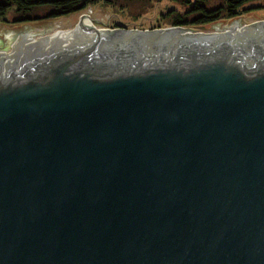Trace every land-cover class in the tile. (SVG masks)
I'll use <instances>...</instances> for the list:
<instances>
[{
  "label": "water",
  "instance_id": "obj_1",
  "mask_svg": "<svg viewBox=\"0 0 264 264\" xmlns=\"http://www.w3.org/2000/svg\"><path fill=\"white\" fill-rule=\"evenodd\" d=\"M0 264H264V19L1 31Z\"/></svg>",
  "mask_w": 264,
  "mask_h": 264
},
{
  "label": "rangeland",
  "instance_id": "obj_2",
  "mask_svg": "<svg viewBox=\"0 0 264 264\" xmlns=\"http://www.w3.org/2000/svg\"><path fill=\"white\" fill-rule=\"evenodd\" d=\"M192 1L193 0H191V2ZM209 1L216 2L217 0ZM211 4L212 3H209V5ZM188 5H190V3H184L183 0H117L111 4L98 1L83 10L55 19H41L25 22H17V19L9 12L0 18V32L18 27L79 22L82 15H87L93 23L112 28H131L132 26H139L137 29L164 28L173 26L168 25L173 16L170 15L171 12L183 13L186 10L185 6ZM257 5H261V7L264 6V1H261ZM240 15L245 20H262L264 19V8L243 12L237 16ZM222 20L226 19H220L218 21Z\"/></svg>",
  "mask_w": 264,
  "mask_h": 264
},
{
  "label": "trees",
  "instance_id": "obj_3",
  "mask_svg": "<svg viewBox=\"0 0 264 264\" xmlns=\"http://www.w3.org/2000/svg\"><path fill=\"white\" fill-rule=\"evenodd\" d=\"M101 1L111 4L117 0H0V18L9 12L12 13L17 22L32 20L55 19L68 15L92 4ZM190 3L185 6L183 13H173L168 25L203 24L218 21L220 19H230L243 12L258 10L259 4L264 0H183ZM209 3H212L209 5ZM257 5V6H254ZM139 26H132L137 28Z\"/></svg>",
  "mask_w": 264,
  "mask_h": 264
},
{
  "label": "bare ground",
  "instance_id": "obj_4",
  "mask_svg": "<svg viewBox=\"0 0 264 264\" xmlns=\"http://www.w3.org/2000/svg\"><path fill=\"white\" fill-rule=\"evenodd\" d=\"M87 21L91 22V19L87 15H82L80 17V22H87Z\"/></svg>",
  "mask_w": 264,
  "mask_h": 264
}]
</instances>
